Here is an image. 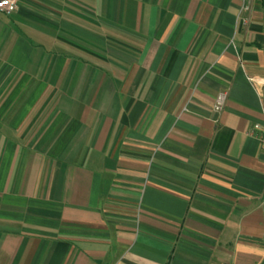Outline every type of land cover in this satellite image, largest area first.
Returning a JSON list of instances; mask_svg holds the SVG:
<instances>
[{
    "label": "crops",
    "instance_id": "obj_1",
    "mask_svg": "<svg viewBox=\"0 0 264 264\" xmlns=\"http://www.w3.org/2000/svg\"><path fill=\"white\" fill-rule=\"evenodd\" d=\"M16 2L0 264H264V0Z\"/></svg>",
    "mask_w": 264,
    "mask_h": 264
},
{
    "label": "built area",
    "instance_id": "obj_2",
    "mask_svg": "<svg viewBox=\"0 0 264 264\" xmlns=\"http://www.w3.org/2000/svg\"><path fill=\"white\" fill-rule=\"evenodd\" d=\"M254 0H242V5L240 8V13L249 12L252 9ZM17 9V2L16 0H0V10L5 12H12ZM227 99V94L222 92L219 93L216 97V102L214 108L216 110H221L225 104ZM250 133L255 136L260 144L261 147L264 149V127L261 125H255Z\"/></svg>",
    "mask_w": 264,
    "mask_h": 264
}]
</instances>
